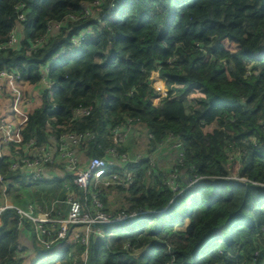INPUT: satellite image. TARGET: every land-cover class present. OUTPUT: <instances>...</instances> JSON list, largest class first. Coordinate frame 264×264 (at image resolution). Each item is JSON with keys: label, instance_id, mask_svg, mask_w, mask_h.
I'll list each match as a JSON object with an SVG mask.
<instances>
[{"label": "trees", "instance_id": "trees-1", "mask_svg": "<svg viewBox=\"0 0 264 264\" xmlns=\"http://www.w3.org/2000/svg\"><path fill=\"white\" fill-rule=\"evenodd\" d=\"M96 1L104 13L113 9L115 20L97 14ZM88 8L95 16L84 18ZM54 23L61 24L56 32ZM18 26L20 47L0 50V70L11 69L33 86L55 54L96 29V38L50 69L56 89L42 94L24 136L45 144L50 133L92 132L95 138L80 149L86 157L107 158L115 148L130 158L109 167L97 187L104 211L153 212L105 226V237L92 241L89 264H264V0H0V44ZM226 42L236 46L233 55ZM245 59L254 64L249 70ZM155 72L170 90L158 109L151 107ZM182 82L187 87L177 88ZM79 106L93 107L91 115L75 119ZM129 119V137L114 143L110 129ZM154 148L180 156L169 168L157 160L153 166ZM233 161L240 165L237 179L229 172ZM174 172L179 195L167 184ZM0 173L10 191H20L19 201L27 198L25 189H35L30 204L48 208L67 197L69 176L30 185L5 161ZM60 189L61 197L49 198ZM75 190L92 211L90 195ZM56 207L67 214L66 205ZM19 222L14 210L2 214L0 264H22L18 247L28 226ZM122 224L132 226L117 227Z\"/></svg>", "mask_w": 264, "mask_h": 264}, {"label": "built area", "instance_id": "built-area-1", "mask_svg": "<svg viewBox=\"0 0 264 264\" xmlns=\"http://www.w3.org/2000/svg\"><path fill=\"white\" fill-rule=\"evenodd\" d=\"M95 6L97 7V14L102 12L103 17L106 16L110 20H115L116 13L112 11L113 9L110 10L113 3L109 7L110 11L105 13L100 9V1H96ZM20 8L23 9L24 7L20 6ZM90 16H95V14L88 8L84 18ZM25 19V13L19 15V21L23 22ZM70 19L78 20L73 16ZM60 26L61 24L54 23L51 26V31L56 32ZM95 30L88 28L80 36L74 38L70 46L62 48L55 54L46 67L42 69L41 80L34 86L11 69L0 70V101L2 100L7 106L4 113L0 105V162L5 161L9 171L21 173L27 184L30 185L46 184L48 180L64 179L69 176V182L65 184L67 197L63 202L57 200L49 208L39 204H29L28 209L25 210L10 200L11 191L8 188L7 180L0 173V224L2 214L7 210H14L20 218L19 225L22 228L28 226V232L36 241L41 253L46 255L48 252H54L58 247H64L65 243L70 242L67 246L82 248L83 255L81 256L84 257L82 259L84 264H89V257L92 254V241L105 237V226L132 222L153 213L152 211L138 210L129 214L112 216L104 211V204L99 197L101 191L97 187L104 181V176L109 167L122 166L130 162V158L127 154L118 153L115 148L107 149V158L86 157L85 152L80 149L86 147L95 138L92 132L63 133L58 137L50 133L45 144H41L37 137L26 140L24 136L30 115L34 110L43 106L42 94L48 92L52 96L56 89L50 76V69L54 65L73 57L81 48L83 41L96 38ZM20 33L21 27L18 26L9 35L8 41L0 44V50L19 49ZM42 42L43 40H39L34 43L32 49H35ZM260 54L264 55V50ZM246 61L249 70L254 64L249 59L244 60V62ZM150 84L156 93L151 100V106L158 109L161 101L168 98L170 90L159 72L153 73ZM92 109L93 107L79 106L73 111L74 118L81 119L90 116ZM132 129L133 120L131 119L121 126L110 129L114 136V143L125 142ZM174 147L180 148V144L175 143ZM178 153L176 152V154ZM176 154L173 157H176ZM149 158L151 165L154 166L156 158L153 155ZM177 178L176 172L171 173L168 175L167 184L179 195L181 191L175 182ZM233 179L237 178L233 177ZM127 180L131 183V178L128 177ZM198 180H194L191 185L197 183ZM105 185L108 186L109 183ZM75 188L82 190L85 195H90L94 206L92 211L82 202V198ZM63 204L67 206L66 215L56 211V206ZM78 230L80 234L76 235ZM18 250L20 255L23 247L19 245ZM47 258L45 259L47 260Z\"/></svg>", "mask_w": 264, "mask_h": 264}, {"label": "rangeland", "instance_id": "rangeland-1", "mask_svg": "<svg viewBox=\"0 0 264 264\" xmlns=\"http://www.w3.org/2000/svg\"><path fill=\"white\" fill-rule=\"evenodd\" d=\"M178 2H181L182 0H177ZM225 47H226V51L228 52V54H231L233 55L235 52H236V46L234 44H231L229 42H226L225 44ZM186 88L187 87V84L183 83L182 82V85L181 86H178L177 88ZM0 105L1 107L3 108V111L4 113L6 112L7 110V106L6 104L1 100L0 101ZM153 107V106H151ZM216 126L213 125V126H210V127H207L205 129V132H209L211 131L212 129H214ZM156 160H157V157L155 156ZM158 162V160H157ZM239 168H240V165L239 163H236V161H233L230 165H229V172H230V176L233 178H237L238 177V173H239ZM35 191V189H25V191H21V192H25V196H27V198H25L24 200H20L19 199L17 200L16 198L17 197V194L15 192H17L19 195L21 194L20 191L18 189H15V191H11V197H10V200L16 204L17 206L27 210L28 209V206L30 204V197H29V192H32V191ZM37 190V194L38 192L42 195V191L41 189H36ZM63 195V191L60 189V190H56L54 192H52L50 195H49V198H53V197H61ZM43 196V195H42ZM189 223V221H186L185 224L181 225V226H178L176 228V230H181V229H184L186 227V225ZM121 227V226H124V227H127V226H132L131 224H122V225H118L117 227ZM69 242V241H68ZM69 243H65L64 245V249L65 250H68V249H72L69 251V256L65 258V260L61 263H58V264H69V261H72V264H80V260H82V256L83 255L82 253V248L79 247V246H67L69 245ZM63 248V246H60ZM67 247H69L67 249ZM59 248V247H58ZM64 250V251H65ZM52 252H48V254L44 255L43 253L41 252H37L36 254L33 255V257L31 259H29L26 263L24 264H49V263H53V264H56L58 261H61V257L63 256V252L62 251H55L54 255L55 257H60V259H56V260H52V261H48L46 260L45 258L49 257L50 259H52ZM48 259V258H47ZM71 259V260H70ZM78 261V262H77ZM83 261V260H82Z\"/></svg>", "mask_w": 264, "mask_h": 264}, {"label": "crops", "instance_id": "crops-1", "mask_svg": "<svg viewBox=\"0 0 264 264\" xmlns=\"http://www.w3.org/2000/svg\"><path fill=\"white\" fill-rule=\"evenodd\" d=\"M247 64V61H246ZM139 131V130H138ZM136 132V131H135ZM140 132V131H139ZM138 135L140 133H137ZM153 156L157 157L158 160V164L160 165L161 168H169L170 165L173 162V154L172 152L168 149V148H155V150H153V154H151ZM113 197L110 196L109 200L110 202L112 201ZM189 224V223H188ZM188 224L186 226H188ZM80 231H76V235H79ZM20 246L23 247V251L22 253H20L19 258L22 260V264L26 263L29 259H31L33 257L34 254H36L38 252V247L36 244V241L32 238V235L29 232L23 233L20 237ZM69 247H67L68 249ZM64 247H59L58 249H56L55 251H62L63 253L66 251H64ZM69 250V249H68ZM72 250V249H70ZM54 252H52V259L48 258L47 260L52 261L55 259H60V257H55ZM65 260V259H64ZM64 260L58 261L56 264L63 262Z\"/></svg>", "mask_w": 264, "mask_h": 264}, {"label": "water", "instance_id": "water-1", "mask_svg": "<svg viewBox=\"0 0 264 264\" xmlns=\"http://www.w3.org/2000/svg\"><path fill=\"white\" fill-rule=\"evenodd\" d=\"M153 150H155V148Z\"/></svg>", "mask_w": 264, "mask_h": 264}]
</instances>
